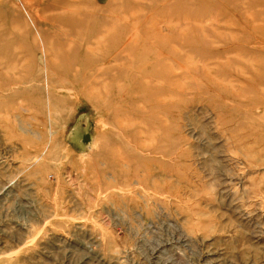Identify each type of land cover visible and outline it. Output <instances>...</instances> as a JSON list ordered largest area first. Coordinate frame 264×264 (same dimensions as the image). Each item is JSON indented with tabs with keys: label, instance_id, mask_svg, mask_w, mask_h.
Listing matches in <instances>:
<instances>
[{
	"label": "rangeland",
	"instance_id": "obj_1",
	"mask_svg": "<svg viewBox=\"0 0 264 264\" xmlns=\"http://www.w3.org/2000/svg\"><path fill=\"white\" fill-rule=\"evenodd\" d=\"M0 264H264V0H0Z\"/></svg>",
	"mask_w": 264,
	"mask_h": 264
}]
</instances>
